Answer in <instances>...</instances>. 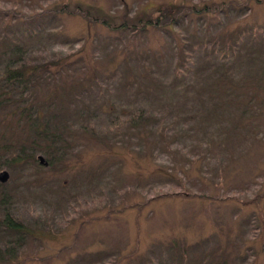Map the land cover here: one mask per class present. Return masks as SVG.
<instances>
[{
	"label": "rangeland",
	"instance_id": "1",
	"mask_svg": "<svg viewBox=\"0 0 264 264\" xmlns=\"http://www.w3.org/2000/svg\"><path fill=\"white\" fill-rule=\"evenodd\" d=\"M222 1L230 0H0V71L19 59L37 66L72 56L53 82L14 93L35 107L52 96L44 127L58 139L49 155L21 160L30 147L18 150L14 121L0 126L1 145L14 146L0 153V173L10 175L0 183V264H264V104L263 118L256 108L238 127L231 118L204 129L211 111L175 87L179 38L188 54L205 39L221 46L237 28L261 43L237 49L233 78L253 66L252 77L264 80V0H232L238 2L213 15L199 12ZM63 6L70 14L62 15ZM179 8L192 12L180 10L178 31H112L83 17L89 10L117 27L168 10L178 15ZM232 64L216 67L226 73ZM137 111L144 125L116 139L137 152L154 151L150 161L106 155V143H99L115 142L116 119ZM220 129L228 144L203 141ZM185 152L203 157L190 178L175 173L189 164ZM6 220L18 227L7 228Z\"/></svg>",
	"mask_w": 264,
	"mask_h": 264
},
{
	"label": "trees",
	"instance_id": "2",
	"mask_svg": "<svg viewBox=\"0 0 264 264\" xmlns=\"http://www.w3.org/2000/svg\"><path fill=\"white\" fill-rule=\"evenodd\" d=\"M235 2L237 3L238 1ZM235 2L232 0L222 1L218 6H214V8L212 9L205 7L199 12H202L203 15H213L218 12L220 6L228 5V7H231L230 4H233ZM246 5L247 6L244 8L248 9L247 14H249L252 12L253 5L251 3L249 5ZM175 9L178 10V8ZM188 9L179 8L178 15H174L173 10L164 11V14L156 19L150 18L148 20H144L142 18L133 23H130L131 21H125L123 25H119L117 27L110 26L111 23L105 19H95L92 12L89 10L85 11L83 17L91 27L93 26V24H100V26H106V28H110L112 31L121 32L124 30L128 31L130 29L136 34H138V31L149 32L150 30L154 32L165 30L171 31V29L174 31H178L179 21L181 20L179 15L180 10H182V12H185L184 14L192 12V8L189 10ZM65 14H70L68 6H63L62 15ZM44 21V19H38L39 23H43ZM207 29H209V27H207ZM254 31L256 34L260 33V31L257 30ZM262 33H264V31ZM248 36H250V33L243 32L241 28H237V31H232L229 38L225 42H223L221 46H219V42L217 39H213L211 41H206L205 39L201 44L202 48H199L198 50L196 49L188 54L184 52V49L180 44L181 42H183L181 38H179V41H177L176 43L178 47H180L179 52L181 54L178 56V62H176L173 67V73L175 74L176 78L175 87H177L179 91L185 92V95L188 98L197 97L202 100L204 104L199 105V108L211 111V114H209L206 119L203 118V120L205 119V124H202V128L204 129H209V127L207 126L208 124L214 125L218 120L224 123L225 121H229L231 118L232 122L236 121V124L234 126L238 127V123L248 121L245 117H247V114H249L256 108L259 110V113L257 115L263 118V111L261 110V107L264 104V80L263 78H261V76L263 75L261 74L259 76H256L258 78V80L256 81V78L252 77V66L246 71L242 79L237 80L233 78V76L237 72V57H235L238 52L237 49L243 44L261 43L259 35L253 36L250 39H248ZM81 43L82 41L79 42V44ZM65 45L69 46L68 43H65ZM231 46L234 48L232 53L229 50ZM207 54H209L213 58H216L218 60V63L212 62L210 64V61H208L207 59L204 60V55ZM71 60L72 56L69 55L61 59L60 61L45 62L41 65L29 66L28 63H26L24 60L19 59L15 62H12L11 64L9 63V65H5L0 71V112H4L5 109L12 107L8 110L9 112H11L10 114L8 112L9 115H3L7 117L0 121V126L4 125L7 129L11 126L9 120H11L12 122L14 121V129L20 132L17 134V137L21 135V140L18 143V145L21 147L18 150L20 152H25L26 147H30L26 151L27 155L22 156L21 160L37 161L36 156L39 152L49 155L53 150L52 147L57 145L56 141L58 138L56 137L57 132L55 135V132L52 131V129L50 132H48L49 128L46 130V127H44V120L47 113L45 107L49 103V98L52 96H46V98L43 99L39 106L35 107L36 102L30 100L29 102L24 99L21 100L20 98L16 99V94L14 96V93L18 88L29 89L33 86H36L38 81L53 82L54 79L57 78V73H59L67 64H70ZM230 61L233 62V64L231 67H229V70L226 67V70H228L226 73L221 72L222 70H219L218 67H216V64L226 66V63ZM223 70H225V67L223 68ZM261 71L264 74V68H262ZM203 83L204 87L202 88L201 86ZM168 90L171 89L169 88ZM205 102L207 103V105H205ZM52 105H55V102H53ZM197 105L198 103L193 104V107L198 108ZM205 106L207 107L205 108ZM141 112L142 111H137L132 115L129 112H125L123 116L116 119L113 126L114 132H111V134H113V138H118L121 132H123L124 130L136 131V129L142 127L144 124ZM199 123L201 125L202 121H200ZM163 125L165 124L163 123ZM56 127L60 130L59 124H56ZM226 132L227 131L220 129V131L216 134H205L203 141H206V143L208 144L211 143V141L214 143L228 144L229 138H222L223 136H225L224 134ZM5 135V132H0V140H2V142L6 140ZM95 135L98 134L95 133ZM107 137L108 134H105V140L107 139ZM37 138L39 139V142H36ZM42 141L47 144L45 148H42L39 145V143ZM117 141L118 140L116 139L113 143L111 141H105L103 143L100 142L99 144L104 145V143H106V155L118 158L119 160L131 158L136 160V162L138 159H145L150 161L152 155L154 154V151L150 152L149 154L147 152H137L136 149L122 146ZM9 143L10 142L2 146L0 142V153L14 149V146ZM254 143H257V141L254 140ZM17 154H19V152H17ZM183 155H186L189 164L186 168H182L180 170L178 169V167H176L175 173H180L183 177L190 178V176L192 177L193 173L199 171L197 170V167L200 165L199 162L203 157L201 155H196L190 158V160L189 155L186 152ZM17 157L18 156H16V151H13V160L18 161ZM172 184H174L178 188H181L182 190L184 189V186L179 183ZM188 195H190V197L192 198L194 196V193L188 192ZM6 225L9 229H16V227H18L11 220H6ZM18 225L22 227V224ZM21 229L23 230V227Z\"/></svg>",
	"mask_w": 264,
	"mask_h": 264
},
{
	"label": "water",
	"instance_id": "3",
	"mask_svg": "<svg viewBox=\"0 0 264 264\" xmlns=\"http://www.w3.org/2000/svg\"><path fill=\"white\" fill-rule=\"evenodd\" d=\"M39 160H40L41 164L47 165V163L45 162L44 157H42V156L39 157ZM9 177H10V175H9V173L7 171H2L0 173V183H3V184L6 183L8 181V179H9Z\"/></svg>",
	"mask_w": 264,
	"mask_h": 264
}]
</instances>
